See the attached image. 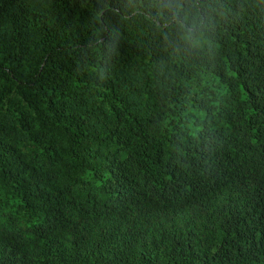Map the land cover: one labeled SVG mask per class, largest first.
<instances>
[{"label":"trees","instance_id":"obj_1","mask_svg":"<svg viewBox=\"0 0 264 264\" xmlns=\"http://www.w3.org/2000/svg\"><path fill=\"white\" fill-rule=\"evenodd\" d=\"M0 264H264V0H0Z\"/></svg>","mask_w":264,"mask_h":264}]
</instances>
